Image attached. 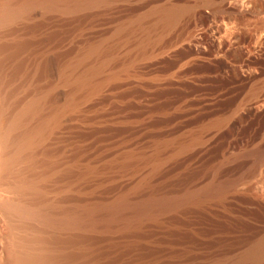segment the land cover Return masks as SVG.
Returning a JSON list of instances; mask_svg holds the SVG:
<instances>
[{
	"label": "rangeland",
	"instance_id": "1",
	"mask_svg": "<svg viewBox=\"0 0 264 264\" xmlns=\"http://www.w3.org/2000/svg\"><path fill=\"white\" fill-rule=\"evenodd\" d=\"M11 1L5 102L52 121L31 173L94 214L23 231L34 264H264V0Z\"/></svg>",
	"mask_w": 264,
	"mask_h": 264
},
{
	"label": "bare ground",
	"instance_id": "2",
	"mask_svg": "<svg viewBox=\"0 0 264 264\" xmlns=\"http://www.w3.org/2000/svg\"><path fill=\"white\" fill-rule=\"evenodd\" d=\"M15 5L16 4L13 3V1H11V0H0V28H5V26H7V25L9 27L10 24L12 25V22L15 23V21L22 18L23 11ZM168 10H170V9H168ZM168 10L162 11L161 15L164 16V19L171 18V16H172ZM167 19H166V22H167ZM1 36H3V35H1ZM1 42H2V40H1ZM3 84H1V86H4ZM1 86H0V264H34L37 262V260L41 259L39 257L41 254H39V256H38L37 254L40 252L39 251H38V253L35 252L38 249L37 244H36L37 246L35 245V247L37 249L36 250L33 249V250H35L34 254H32V251H31L32 248L30 250L27 248L28 243L25 242V238H24L25 234L23 235V231L32 230L33 232L34 231L37 232L39 230L43 231L44 229H46V230L47 229H55L56 230V228H60L63 230L65 228L74 227L77 224L80 225V223H83V225H85L84 223H86V222L87 223L92 222V220L94 218L93 217L94 214L92 213L93 212L92 210H86V208H84L85 210L81 209L83 211L81 212V210H80L79 213L75 212V210L74 211H72V210L60 211V210L56 209L53 200H51L50 198H45V196L43 195V193H45L44 192L45 186L42 184L41 181L40 182L44 186V187L42 186L44 189L40 186V182L38 180V178H40V177L35 178L36 176H33L31 173L34 170V169L32 170V168H33L32 163L34 162V160H33V162H31L32 161L31 158H32V156L34 157V155H33L34 153H37V152H34V151L38 150V148L36 146L40 145L38 143H40V141L43 138H45L44 136H46V134H47L46 131L49 128V124L50 125L52 124V121H50L49 119L47 120V118L45 119V117L43 118L41 116L40 107H41L42 103L39 104V102L41 101V99H40L41 97L36 98V96L38 97V95L35 96L34 91L32 93H34L33 96H35V98H33V96H32V98L24 100L25 98L23 97L24 98L23 99L22 97H20L21 96L20 95L19 98H22L23 100L16 99V100H19V102H16L17 104L14 105V107H10V105H8L5 102L6 96L8 94L3 95L4 88L2 90ZM15 91H16V89H15ZM15 91H13V92H15ZM5 93H8V91L7 92L5 91ZM12 94L14 95V93H12ZM18 94H20V93H18ZM9 95H8V98H10ZM29 95H31V94H29ZM13 97L15 98V96H12L11 98H13ZM14 98H13V100L16 101ZM38 99H40V101H38ZM9 104H10V101H9ZM42 109H43V107H42ZM53 112L55 113V111H53ZM44 115H45V112H44ZM50 115H48V117ZM48 122H51V123H48ZM54 123H56V122H54ZM49 130H50V128H49ZM49 133H50V131H49ZM48 134H47V137H48ZM45 140H47V139H45ZM43 141H44V139H43ZM46 144H48V143H46ZM35 147L37 148V150H35L36 149ZM30 159H31V161H30ZM30 162H31V164H30ZM33 166L35 167V165H33ZM44 178H46V177H44ZM41 179L43 181L42 177L40 178V180ZM46 180H47V178H46ZM119 204H121V203H119ZM148 205H146V207ZM140 206H142V205H140ZM143 208H145V207L143 206ZM109 209H111V208L109 207ZM122 209H124V208H122ZM127 209H128V207H127ZM111 210H113V209H111ZM111 213L113 214V211ZM92 214H93V216H92ZM108 214H110V213H108ZM87 226H88V224H87ZM87 226H85V227H87ZM76 227H74V228H76ZM78 227H80V226H78ZM47 231H49V230H47ZM27 236L29 237L28 234H27ZM32 237H34V236H32ZM35 238L36 237H34V239ZM31 240H29V241H31ZM40 240H39V244H40ZM37 243H38V240H37ZM33 244L29 243V245H33ZM67 244H68V242H67ZM40 247L42 248V245ZM49 249H51V248H49ZM38 250L41 251L40 248ZM28 251H31V253H29ZM35 253H37V254H35ZM45 254H46V251H45Z\"/></svg>",
	"mask_w": 264,
	"mask_h": 264
},
{
	"label": "clouds",
	"instance_id": "3",
	"mask_svg": "<svg viewBox=\"0 0 264 264\" xmlns=\"http://www.w3.org/2000/svg\"><path fill=\"white\" fill-rule=\"evenodd\" d=\"M229 3L230 4H232V3L238 4V6L241 9H247V8L251 7V4L248 2V0H229Z\"/></svg>",
	"mask_w": 264,
	"mask_h": 264
}]
</instances>
